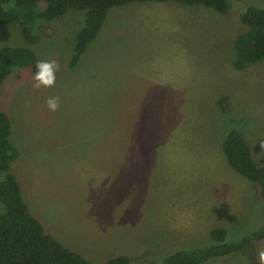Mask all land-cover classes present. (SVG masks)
Here are the masks:
<instances>
[{
	"label": "rangeland",
	"instance_id": "1",
	"mask_svg": "<svg viewBox=\"0 0 264 264\" xmlns=\"http://www.w3.org/2000/svg\"><path fill=\"white\" fill-rule=\"evenodd\" d=\"M82 21L83 11L70 9L41 23L35 42L20 24L0 25V48L26 47L36 62L60 65L52 88H34L31 67L0 86L18 152L11 171L47 233L91 261L125 254L131 264H157L209 245L215 227L228 241L257 230L264 204L221 151L223 130L234 127L264 160V59L235 68L234 41L245 30L237 9L114 7L72 69ZM48 97H59L57 111ZM261 251L264 239L204 264H260Z\"/></svg>",
	"mask_w": 264,
	"mask_h": 264
},
{
	"label": "trees",
	"instance_id": "2",
	"mask_svg": "<svg viewBox=\"0 0 264 264\" xmlns=\"http://www.w3.org/2000/svg\"><path fill=\"white\" fill-rule=\"evenodd\" d=\"M144 2L199 4L220 13L237 9L245 30L234 41L235 68L242 69L264 59V5L236 6L231 0H0V25L20 24L23 38L35 42L41 23L59 18L70 9L83 11L82 25L74 37L68 60L69 68L73 69L100 33L114 7ZM35 65L36 57L31 49L10 45L1 47L0 86L8 75L21 68L31 67L36 72ZM10 135V117L0 109V264H131L130 257L125 254L104 261H91L47 233L31 213L11 171L18 152L11 144ZM221 150L230 168L254 184L264 204V160L255 161L250 145L234 127L223 130ZM227 234L225 228L215 227L210 231L209 245L176 249L157 264H204L235 251L245 253L253 241L264 239V220L257 230L238 240H226Z\"/></svg>",
	"mask_w": 264,
	"mask_h": 264
},
{
	"label": "clouds",
	"instance_id": "3",
	"mask_svg": "<svg viewBox=\"0 0 264 264\" xmlns=\"http://www.w3.org/2000/svg\"><path fill=\"white\" fill-rule=\"evenodd\" d=\"M36 72L33 75V87L36 89L52 88L56 83V73L60 65L56 60H40L36 62ZM46 106L50 111H57L60 107L59 97H48ZM260 264H264V251L259 252Z\"/></svg>",
	"mask_w": 264,
	"mask_h": 264
},
{
	"label": "crops",
	"instance_id": "4",
	"mask_svg": "<svg viewBox=\"0 0 264 264\" xmlns=\"http://www.w3.org/2000/svg\"><path fill=\"white\" fill-rule=\"evenodd\" d=\"M215 146H216V145H215ZM221 151H222V150H221ZM222 153H223V152H222ZM216 155H217L218 158H220V157H219V156H220L219 154H216ZM212 160H213L214 167H217L218 165L215 163V159L212 158Z\"/></svg>",
	"mask_w": 264,
	"mask_h": 264
}]
</instances>
